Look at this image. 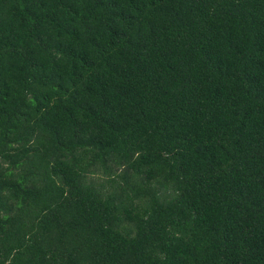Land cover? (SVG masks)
I'll list each match as a JSON object with an SVG mask.
<instances>
[{"label":"trees","instance_id":"trees-1","mask_svg":"<svg viewBox=\"0 0 264 264\" xmlns=\"http://www.w3.org/2000/svg\"><path fill=\"white\" fill-rule=\"evenodd\" d=\"M0 264H264V0H0Z\"/></svg>","mask_w":264,"mask_h":264}]
</instances>
